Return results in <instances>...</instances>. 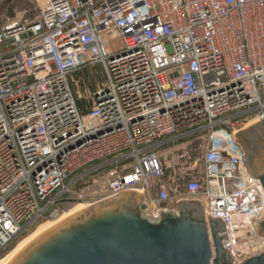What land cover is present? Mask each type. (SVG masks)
Returning a JSON list of instances; mask_svg holds the SVG:
<instances>
[{"label": "built area", "instance_id": "2783aa9c", "mask_svg": "<svg viewBox=\"0 0 264 264\" xmlns=\"http://www.w3.org/2000/svg\"><path fill=\"white\" fill-rule=\"evenodd\" d=\"M36 4L34 20L0 24V258L66 205L171 202L160 151L202 136L204 176L185 197L223 222L233 264L263 253L264 188L235 124L264 121V0ZM91 67L104 84L76 91Z\"/></svg>", "mask_w": 264, "mask_h": 264}, {"label": "water", "instance_id": "95a60500", "mask_svg": "<svg viewBox=\"0 0 264 264\" xmlns=\"http://www.w3.org/2000/svg\"><path fill=\"white\" fill-rule=\"evenodd\" d=\"M251 179L264 188V121L235 137ZM177 212L148 214L146 198L125 192L79 212L43 234L10 264H233L222 221L205 216L198 201ZM264 237V221L258 232ZM243 264H264V252Z\"/></svg>", "mask_w": 264, "mask_h": 264}, {"label": "rangeland", "instance_id": "374dc122", "mask_svg": "<svg viewBox=\"0 0 264 264\" xmlns=\"http://www.w3.org/2000/svg\"><path fill=\"white\" fill-rule=\"evenodd\" d=\"M38 14L36 0H0V24L6 22L7 19L23 18L24 20H34ZM120 42L118 43V45ZM78 82V86L75 85L76 91H81L82 93H89L94 91L97 87L101 86L105 82V73L101 67H91L88 70H84L79 73L74 78ZM84 104V103H83ZM83 110H87V105H83ZM254 121L251 119L249 121H238L235 124V129L238 133L244 132L251 126H253ZM256 124V123H255ZM254 124V125H255ZM204 136L198 139H188L179 144L169 145L168 147L160 151V156L163 161L165 175L162 179L163 182L171 183L173 187L177 190V193L173 195V200L166 204H157L152 200L156 199V190H154L150 196H145L146 201L149 202L150 206L148 214L156 212L155 209L171 210L177 212V205L181 200H188L185 197V187L186 185L196 179H203L205 172V162L203 159L204 147L207 144ZM206 142V144H205ZM98 188V186H96ZM142 195L139 192H135ZM68 204V203H66ZM66 210L63 214V218L60 217L56 221L45 220L33 228L29 229L24 236L18 238L4 253L0 258V264L2 262L8 261V258L12 256L18 249L19 246L28 245L33 243L35 236H41L45 234L49 229L54 228L63 221L69 219L70 217L78 214L79 212L89 208L82 205H66ZM152 210H155L154 212Z\"/></svg>", "mask_w": 264, "mask_h": 264}, {"label": "bare ground", "instance_id": "6f19581e", "mask_svg": "<svg viewBox=\"0 0 264 264\" xmlns=\"http://www.w3.org/2000/svg\"><path fill=\"white\" fill-rule=\"evenodd\" d=\"M254 124H255V122H254ZM253 124V125H254ZM83 206V205H82ZM63 218V217H62ZM61 218V219H62ZM60 219V220H61ZM60 220H58V221H60ZM58 221H56V222H58ZM51 229H53V228H51ZM51 229H49L48 231H50ZM47 231V232H48ZM46 232V233H47ZM40 235V234H39ZM35 236L34 237V240L32 241V242H34L35 240H37L39 237H41V236ZM30 244H28V245H22V246H19V248L18 249H16V250H14L15 252L12 254V256H10L9 258H8V261H6V262H2V264H10L24 249H26L28 246H29Z\"/></svg>", "mask_w": 264, "mask_h": 264}, {"label": "trees", "instance_id": "16d2710c", "mask_svg": "<svg viewBox=\"0 0 264 264\" xmlns=\"http://www.w3.org/2000/svg\"><path fill=\"white\" fill-rule=\"evenodd\" d=\"M83 105H85V104H83Z\"/></svg>", "mask_w": 264, "mask_h": 264}]
</instances>
